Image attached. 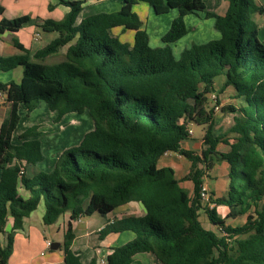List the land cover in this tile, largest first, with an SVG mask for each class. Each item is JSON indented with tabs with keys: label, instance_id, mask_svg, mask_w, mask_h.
<instances>
[{
	"label": "trees",
	"instance_id": "trees-1",
	"mask_svg": "<svg viewBox=\"0 0 264 264\" xmlns=\"http://www.w3.org/2000/svg\"><path fill=\"white\" fill-rule=\"evenodd\" d=\"M147 3L156 15L177 9L162 45L151 46L149 35L132 7ZM68 7L59 20L44 19L40 27L57 36L33 53L17 41L22 55L0 56V70L22 67L19 81H0L6 113L0 124V236L12 217L11 230L0 244V264H7L13 250V232L23 218L44 203L42 222L54 224L68 214L62 264H83L67 241L74 236L73 222L93 213L106 215L130 201L144 208L140 216L127 215L98 230L131 231L132 240L112 247L106 264H142L138 253H150L155 264H264V43L252 19L264 6L254 0H228L224 14L206 9L203 0H122L117 11L99 12L77 20L82 0H58ZM51 7V5H50ZM3 8L0 6V12ZM203 12L213 19L219 38L191 43L178 55L173 43L189 28L184 16ZM31 19L22 14L0 21V33L15 32ZM122 27L133 32L131 44L112 33ZM66 46L64 58L45 59ZM224 76L222 88L232 86L239 105L225 104L223 112H238L230 132L233 142L214 136L213 110L207 95L215 79ZM44 101L56 111L54 121L70 112L88 111L93 127L75 148L62 150L49 171L27 173V166L44 158L38 125H31L12 141L20 115L19 106L32 112ZM191 123L203 124V148L184 149ZM221 141L229 145L220 154L229 164L228 187L223 196L205 202L200 197L203 176L211 169V155ZM165 152L190 162L187 179L192 195L182 188L172 167H158ZM27 191L22 197L19 190ZM226 205V217L215 205ZM204 209L216 229L199 220ZM245 215L240 225L225 218ZM87 264H97L92 258Z\"/></svg>",
	"mask_w": 264,
	"mask_h": 264
},
{
	"label": "crops",
	"instance_id": "crops-1",
	"mask_svg": "<svg viewBox=\"0 0 264 264\" xmlns=\"http://www.w3.org/2000/svg\"><path fill=\"white\" fill-rule=\"evenodd\" d=\"M82 1H83V4H82V9L80 11V14L77 18L78 21L84 17L85 11H110L112 12V11H117L122 4V0L120 1L118 0H82ZM203 1L208 11H212L217 14H224L228 7V0H203ZM254 1L258 5L264 6V0H254ZM144 3L145 2H138L134 4L132 7L133 11H150L151 7L148 5L149 6L148 8L146 5H144ZM0 6L3 8L2 12H0V21L3 18L12 19L22 14H29L31 17V19L27 23H25L21 28H19L17 31L15 32L4 31L0 33V56L1 57H8L12 55L24 54V50H22L20 46L16 45L15 41H17V43H19L23 48H25L28 51V55L30 56V59H34L33 53L36 50L44 47L46 44H48L52 39L56 37L55 32L44 31L41 29L39 25L42 22V20L47 19V18L59 20L68 11V7L62 4H59L58 0H0ZM9 8H12L14 11H8ZM151 11H153L152 8H151ZM19 13H22V14H19ZM89 13H92V12H89ZM170 13L174 18L178 14V11L177 9H171L169 12L165 14H170ZM165 14H161V15L155 14V15L163 16ZM252 19L258 25V37L264 43V12L263 13H259V12L253 13ZM184 20L189 30L185 35L181 37L185 40L182 46L183 48L188 47L191 43H198V44L205 43L209 40L219 38L218 31H216L213 27V19L205 17V14L203 12H200L198 14H193V13L187 14L184 16ZM168 23L169 22L167 21L163 22V28H159L158 34H159L160 41H161V36L169 28V26H167ZM111 31L119 39L121 37L125 40V42H128L130 44L132 43L133 32L131 30H128L129 32L128 37H125L127 33L125 32V29H123L122 27H114L112 28ZM129 36H130V39H129ZM181 38H179L173 43V48L176 46V42L179 41ZM160 45H162V41L159 44V46ZM64 47L66 50V46ZM65 50H64V53H65ZM21 76H22L21 66H17L15 68L5 70V71L0 70V81L1 82H8L10 80L19 81L21 79ZM223 82H224V76H221L219 85H217L214 92L207 95L206 106L207 108L213 110L212 131H213L214 136H218L221 139H227V141L231 143L234 140L232 138L233 134L230 132V128L232 127L234 123L233 117L235 115H238V112L237 111L223 112L220 110V107L225 104H233L237 106L240 104V99L235 97L234 95L235 91L232 86H227L225 88H222ZM40 102L36 108H39V106H41ZM216 104L219 106V110L214 109V106ZM6 108H7V104L5 100V94L0 91V124L6 113ZM21 108L23 112L26 113V110L23 108V106L20 105L18 108L19 115L21 114ZM44 108H42L43 114L41 116H38L36 113L35 115L34 114L35 109H34L32 112H30L27 115V120L26 119L24 120L21 128L19 127V124L17 125L15 129L16 137H18L19 133H21L23 130H25L27 127L31 125H38V130L42 131L44 134L55 131V129L58 128L57 126H60V128L61 127L64 128V124L62 123L69 116L71 117L70 119L71 123H77V120L75 118H72L73 112L63 115L61 119L56 122L54 121V118L56 117V111H50L48 109L49 111L46 113L45 111L46 109ZM89 129H92V127H88L86 129L84 128L79 131V136L77 138L78 140L75 142V145L78 144L83 134L87 132ZM203 132L204 130L201 132V134L198 137H196L192 129V134L181 141V147L184 149H190V150L199 152L203 148V143H202ZM12 141L15 143L20 142V140L18 139L15 140L14 138H12ZM70 146L71 145H62L59 149L53 152V159L50 162V166L48 167L49 170L53 168L54 163L57 157L59 156V154L62 152V150ZM228 149H229L228 144L223 143L221 141L218 142L216 146V153L211 155L210 157L213 163V166L211 169L207 170L205 175L203 176V184L207 187L209 193L212 194V197L214 198L218 196H223L227 192L229 164L227 163L225 159L220 157V154L223 152H226ZM39 163L40 162H38L35 165L27 166V173L32 174L37 171H43L40 168V165H38ZM157 166L158 167H164V166L172 167L174 170V175L176 179L178 180L179 185L182 188H184L188 192L189 195H192L193 185H192L191 180L187 179L186 177V175L189 172V168H190V162L188 159H186L185 157H183L182 155L178 153L167 152V153H164L158 159ZM210 174H213V176L216 178L215 192H213V190H211L204 182V177L206 175L209 176ZM19 193L24 198L28 196L27 191L23 189H20ZM213 205L215 204L212 203V205L211 206L209 205V207H212ZM215 209H216V212L217 210L220 211L222 218L226 217L228 210H229L226 205H222V204L215 205ZM144 212H145L144 208L139 202L130 201L114 209L111 212L112 215L108 217V219H106L104 222L101 221L100 219L98 222L89 220L87 223H83L81 219L82 216H81L79 220L73 222L74 236L70 240L67 241V244L71 248V250L79 253L80 260L83 264L89 263L92 258H95L97 260L100 256L107 255L108 253H110L112 247L121 245L119 244L121 243L119 239L121 236L120 234H122V232H131V231L110 232L106 234L103 238H99L97 234L98 236L97 240L90 236L91 231L95 229L99 230L102 226H104L108 222H112L113 220L120 218L122 216H127V215L140 216V215H143ZM29 216L23 218L24 226ZM66 216L67 217L65 218L66 220H65L64 226L57 227L56 224L58 221L55 222L54 224H51L53 225L56 233L58 234V238L56 240H52L51 242L53 241L60 242L59 248L57 250H53L49 254H44L41 251L38 259L32 258V260L30 259L20 264H62L63 262L62 245L64 242V232L66 230V221L68 219L67 213H66ZM239 216H242V215H239ZM228 218H231V217H228ZM234 218H238V216ZM226 219L227 218H225V223L228 224ZM203 221L204 222L209 221L207 218V215L203 216ZM6 223H8L10 230H11V226H12L11 216L7 218ZM231 226H235V225H231ZM207 228L212 229L208 226ZM16 231L18 232V230ZM4 235L5 233L0 236L1 245H3L2 238H4ZM126 239H129V237H126ZM46 240H49V239L43 237L42 241L44 243ZM138 254L134 255L135 260H138L137 258H135V256H137ZM145 254H146V260H149L148 262L150 264H155V259L152 256V254L150 253H145ZM15 256H16V243L14 240L13 250L8 259V262H10V260H12V258ZM14 264H17V263H14ZM142 264L144 263L142 262Z\"/></svg>",
	"mask_w": 264,
	"mask_h": 264
},
{
	"label": "rangeland",
	"instance_id": "rangeland-1",
	"mask_svg": "<svg viewBox=\"0 0 264 264\" xmlns=\"http://www.w3.org/2000/svg\"><path fill=\"white\" fill-rule=\"evenodd\" d=\"M120 1V0H118ZM148 8V4H145ZM8 11H14L12 8H9ZM92 12V13H89ZM99 12H110V11H85L84 17H87L91 14L99 13ZM114 12V11H112ZM136 14L138 15L142 27L145 28L148 35H150V45L151 46H159L161 41L159 40V28H163V22H169L167 26H170V22L173 18V16L170 14H165L163 16H156L153 11H135ZM22 14V13H19ZM83 17V18H84ZM127 35L125 37H128L129 32L128 30H125ZM56 33V32H55ZM57 36V33H56ZM120 39L125 42L123 38L120 37ZM130 39V36H129ZM185 40L181 38L179 41L176 42V46L173 48V51L176 55L179 54V52L183 49V44ZM130 44V43H129ZM64 50L65 47L60 48L58 52L55 54L49 55L46 59V63H55L64 58ZM221 76L216 77L214 87L216 88L217 85H219ZM211 102V101H210ZM41 106L39 108H36L34 110V114L36 113L38 116H41L42 113V108L46 109V113L49 111L47 106L45 105L44 101L40 102ZM35 114V115H36ZM24 115V116H23ZM27 115L28 113H24L22 108H21V114H20V121H19V127L21 128L23 125L24 120H27ZM72 118H75L77 120V123H71L70 119L71 117L69 116L62 124H64V128H60V126H57L58 128L55 129V131L48 132L41 137H39L40 142H41V148H42V153H43V161L40 162L38 165H40V168L43 171H49L48 167L50 166V162L53 159V152H55L57 149H59L62 145H71L70 147L75 148V142L78 140L79 136V131L82 129H86L88 127H93V120L88 113L87 110H85L82 113H76L73 112ZM190 127L194 131V135L198 137L201 132L204 130V125L203 124H195L191 123ZM90 130V129H89ZM12 138L15 140L18 139L16 137V131L14 130L12 133ZM19 140V139H18ZM204 182L205 184L215 192L216 190V178L213 176V174H210L209 176L204 177ZM212 197V195H211ZM214 198V197H213ZM44 212V203L43 200L41 199L40 202L38 203L37 207L35 210H33L29 216V218L25 222V226L22 227V229H19L18 232H13V241L15 240L16 243V256L10 260V262H7L8 264H20L22 262H26L28 260L33 259H38L40 252L44 254H49L53 250L50 248H47L45 246V243L42 241L43 237L48 238L50 241L56 240L58 238V234L55 231V228L53 225H47L42 222V215ZM200 215H199V220L202 223L203 226L207 228L210 227L212 229H216L213 224H211L210 221L204 222L203 221V216L207 215V213L204 211V209L200 210ZM124 214V213H122ZM112 213H108L106 215H100L99 213H93L91 216H82V221L83 223H87L89 220L91 221H96L98 222L100 219L101 221H105L110 217ZM120 215V214H118ZM217 215L221 217V213L219 210H217ZM66 214L61 215L58 218V222L56 224L57 227H62L65 224V218ZM117 217V215H116ZM208 218V216H207ZM209 220V219H208ZM245 220V216H238V218H227L226 221L230 225H239L240 223H243ZM7 231H10V227L8 223L5 224V234ZM98 229L92 230L90 233V236L94 239H98L97 236ZM28 235V236H27ZM120 239L121 243L119 244H124L129 240H132L134 235L132 232H122L120 234ZM126 237H129V239H126ZM6 243L5 235L4 238H2V244L4 245ZM138 260L143 262L144 264H148L149 260H146V254L144 252L139 253L137 256H135ZM150 264V263H149Z\"/></svg>",
	"mask_w": 264,
	"mask_h": 264
},
{
	"label": "built area",
	"instance_id": "built-area-1",
	"mask_svg": "<svg viewBox=\"0 0 264 264\" xmlns=\"http://www.w3.org/2000/svg\"><path fill=\"white\" fill-rule=\"evenodd\" d=\"M214 109L215 110H219V106L216 104L214 106ZM192 134V128L189 127L188 128V135H191ZM167 153V152H165ZM200 197L203 201L205 202H208L209 201V198H210V193L207 189V187L203 184L202 187H201V190H200ZM210 206L212 205V203L209 204ZM79 220V219H78ZM50 245H51V241L50 240H46L45 241V246L47 248H50ZM106 256L107 255H103V256H100L98 259H97V264H106Z\"/></svg>",
	"mask_w": 264,
	"mask_h": 264
},
{
	"label": "water",
	"instance_id": "water-1",
	"mask_svg": "<svg viewBox=\"0 0 264 264\" xmlns=\"http://www.w3.org/2000/svg\"><path fill=\"white\" fill-rule=\"evenodd\" d=\"M59 246H60V242L53 241V242H51L50 249L57 250L59 248Z\"/></svg>",
	"mask_w": 264,
	"mask_h": 264
}]
</instances>
